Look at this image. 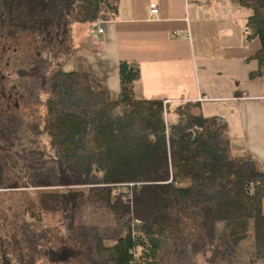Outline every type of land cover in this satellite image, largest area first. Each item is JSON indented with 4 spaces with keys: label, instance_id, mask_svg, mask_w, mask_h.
I'll use <instances>...</instances> for the list:
<instances>
[{
    "label": "trees",
    "instance_id": "1",
    "mask_svg": "<svg viewBox=\"0 0 264 264\" xmlns=\"http://www.w3.org/2000/svg\"><path fill=\"white\" fill-rule=\"evenodd\" d=\"M235 2L249 10L246 38L260 40L250 76L264 75V0ZM118 7L0 0V191L9 176L37 189L30 219L0 213V264H240L251 224L259 263L264 170L252 154H232L225 119L204 116L199 101L136 98L133 60L118 62L116 98L62 69L71 24L112 18ZM75 185L89 187L51 188ZM86 205L108 217L78 221ZM54 212L62 219L42 221Z\"/></svg>",
    "mask_w": 264,
    "mask_h": 264
},
{
    "label": "crops",
    "instance_id": "2",
    "mask_svg": "<svg viewBox=\"0 0 264 264\" xmlns=\"http://www.w3.org/2000/svg\"><path fill=\"white\" fill-rule=\"evenodd\" d=\"M150 3L159 8L152 19ZM248 14L235 0H119L100 33L96 21L71 24L62 69L86 73L95 90L107 88L116 98L119 60L136 61V98L207 97L201 112L227 121L232 154L250 153L264 170V75L250 76L260 40L246 38Z\"/></svg>",
    "mask_w": 264,
    "mask_h": 264
},
{
    "label": "rangeland",
    "instance_id": "3",
    "mask_svg": "<svg viewBox=\"0 0 264 264\" xmlns=\"http://www.w3.org/2000/svg\"><path fill=\"white\" fill-rule=\"evenodd\" d=\"M246 12V11H245ZM101 19V18H100ZM105 20V19H101ZM6 190L0 191V199H3V202H0V213L6 216V219L10 222H16L17 224L21 219H30L31 212L35 211L33 208L28 207L29 203L35 200L37 189L35 187H21L19 182L13 178L12 176L8 177ZM88 185H75V186H51L53 190H66L69 189L74 191H86ZM39 190V189H38ZM121 190V189H119ZM118 191V190H116ZM128 197L130 193H127ZM27 208L26 214L24 213V209ZM32 211H31V210ZM79 212L77 213L78 221L84 222L88 224H96L100 223L104 217L106 219L108 217V213L105 210H100L94 208L93 206H83L80 207ZM62 219V212H54L45 215L42 218V221H45L48 225H53L57 219ZM237 258L240 264H252V252H253V228L252 224L249 227V234L247 238L242 240L239 244ZM199 264H204L202 257H198ZM254 261V260H252ZM256 262V261H254ZM36 264H53L52 262L39 261ZM55 264H62L60 262ZM255 264V263H253ZM256 264H264V259H261L259 263Z\"/></svg>",
    "mask_w": 264,
    "mask_h": 264
},
{
    "label": "built area",
    "instance_id": "4",
    "mask_svg": "<svg viewBox=\"0 0 264 264\" xmlns=\"http://www.w3.org/2000/svg\"><path fill=\"white\" fill-rule=\"evenodd\" d=\"M148 9H149V17L151 19L154 18V16H156L157 13L159 12V8L157 7V5L155 3H150ZM102 23H103V20H101L100 18H98L96 20V30L99 33L103 31V29H102ZM174 33L177 34L176 31ZM187 37L188 36H184V38H187ZM196 100L200 102L202 100H207V97L198 96V98Z\"/></svg>",
    "mask_w": 264,
    "mask_h": 264
}]
</instances>
